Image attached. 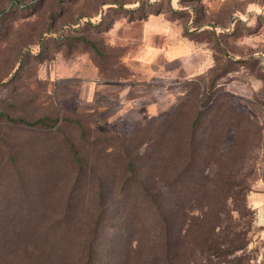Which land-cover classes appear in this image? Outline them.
Returning <instances> with one entry per match:
<instances>
[{
  "label": "rangeland",
  "instance_id": "374dc122",
  "mask_svg": "<svg viewBox=\"0 0 264 264\" xmlns=\"http://www.w3.org/2000/svg\"><path fill=\"white\" fill-rule=\"evenodd\" d=\"M22 1H26L22 5L24 6L35 4L38 0ZM143 1L150 4L157 0ZM161 1L166 2L167 0ZM177 1L180 3V8L177 10L179 13H186L192 6L201 7L203 5L200 2L190 3L191 0ZM79 3H83L85 6L93 4L92 0H80ZM52 7H54V0H49L40 9L39 7L34 8L28 17L22 15L21 12H14L9 16L10 21L0 25V113L6 114L10 119L22 118L30 122L42 116L54 119L56 111L59 113L61 111L65 117L62 123L51 129L48 128V130L43 127H28L8 122L0 116V214L10 218L36 215L52 216L54 219H61V216L74 217V222H71L72 226L66 232V249L69 250L70 255L67 264H73L75 262L74 255L80 249L87 232L88 219L93 218L99 212L96 205L95 189L88 185V183H93V185L96 183L97 172L91 173L89 168L105 170L106 167L110 168L113 165L111 159L105 160L102 154L97 153V149L106 143L114 144L111 136L128 134L136 124L165 118L174 112L183 101H186V104L181 108L178 125L189 124L194 116L195 106L198 104L196 101L208 86L210 76L202 75L195 78V82H188L187 78L177 74L174 81L163 80L157 84H151L148 82L150 81L149 77L142 75L134 65L130 67L132 73L121 68L120 57L124 55L125 59L129 50L123 52L118 46L115 47L116 49H111L104 33L95 35L87 32L88 38L100 41V47L105 53V57L97 56L95 58L104 70L103 77L108 79L128 74L127 81L140 83V85L137 89L129 90L124 98L122 97L124 100L131 99L128 104H119L118 90H114L108 96L100 98L99 105H95L96 109L93 111L78 112L75 98L71 94L56 95L55 84L47 82L40 75L43 63L39 65L38 57L32 56L38 55V40L44 42L47 39V36L43 34L38 36V34L45 30L46 13L48 10L52 11ZM5 13L0 16H5ZM127 13L130 17L131 12ZM250 18L249 25L245 20H238L234 29L228 26L224 27L222 68L229 72L217 81V91H219L220 97L215 100V106L218 111L212 113V115L221 117L231 116L227 105L228 101H231L235 111L243 116L244 120L240 124H238L240 118L234 120L238 125L236 133L239 137L234 150L244 154L242 158H239L235 153L232 162L227 160L229 156L226 155V158H217L218 153L224 154L232 144L234 134L230 129L227 131L221 147L217 143L209 146L210 153L217 158L218 164H222V169H230L232 174L228 172L227 174L235 175L236 181L241 180L244 185L243 194L241 193L235 198L233 205L229 204L239 210V215L234 214L233 219H230V216L223 217V224H227L229 229L236 231L239 235L235 239L233 235L228 236L224 231L217 240L224 243L234 240L233 243L241 245L243 249L231 255L211 257L206 261L191 255L190 248L193 246L190 243L192 241H182L185 250L182 251L183 253H179L178 264H264V227L254 225V212L246 201L249 192L257 189L256 184L264 176V46L255 42L257 32L249 35L250 30L253 31L257 25L264 26V7L263 10L251 13ZM207 19L212 20L214 16L210 15ZM53 36L56 37V34ZM55 37L50 43L53 48L48 51L56 46ZM83 47L82 44H78L76 52L83 54L81 52ZM212 48H215L214 43H203L202 51L212 55ZM18 54L25 55L22 67L15 62V57ZM218 54L220 55V52ZM53 58L55 56L47 60ZM228 59L234 61L230 66L226 63ZM126 62L124 63L128 64ZM194 85L200 87L197 93ZM82 113L90 114L81 116ZM236 115L233 113V116ZM47 137L56 138L59 145L60 140H63L64 137L74 143L79 156L89 166L80 181H76L78 178L75 176L76 167L69 160L57 163L58 170L51 169L42 172L37 169L43 165L40 161L33 162V158L36 157L37 152L47 150L43 147ZM96 144L101 145L96 146ZM206 158L209 157L206 156ZM46 164L50 163L46 162ZM173 164L176 166L177 163L174 161ZM160 165H164V163L162 162ZM213 170L214 168L211 171ZM169 172L170 170L167 169L158 174L161 175L160 177L169 178ZM158 174L151 173L149 176L148 172L145 177L146 179L149 177L150 184L157 185L156 182L160 179ZM215 180L219 182V179L215 178ZM77 185L78 189H76ZM247 187L250 191H245ZM136 190L134 188L127 194L115 191L112 199L113 205L106 212V218L99 233L97 264H124L127 252L120 259L115 257V253L118 251L115 246L119 244L110 239L114 236L117 238L122 236L127 231L128 225L130 228L132 227L134 236L138 237L141 244L140 251L131 264H151L148 262L151 260L148 255L152 252V245L156 242L155 238L157 237L155 233L157 221L154 216L156 212L154 208L153 210L151 208L154 207L153 200L156 201L158 209L164 207L168 212L174 214L176 220L172 226L177 227L180 224L177 216L180 214L176 215V210L173 207L174 199L179 194H168L164 190L157 193L152 188L149 200L147 195L142 194V191L136 192ZM144 195L151 203L149 201L147 204L142 203ZM179 198L190 199L191 197L188 194H183ZM33 202L35 206H33Z\"/></svg>",
  "mask_w": 264,
  "mask_h": 264
},
{
  "label": "trees",
  "instance_id": "16d2710c",
  "mask_svg": "<svg viewBox=\"0 0 264 264\" xmlns=\"http://www.w3.org/2000/svg\"><path fill=\"white\" fill-rule=\"evenodd\" d=\"M48 1L38 0L35 4L22 6L26 1L0 0V14L5 13L9 8L5 16H0V25L10 21L9 16L12 13L21 12L22 15L28 17L34 8L39 7L40 9ZM79 2L80 0H54L52 11L48 10L46 13V28L38 34V36L42 34L47 36V39L44 42L38 40V55H32L38 57L39 65L57 54L69 58L77 53L76 46L82 44L84 47L81 52L88 54L99 71L104 73V70L95 60L97 56L105 57V53L100 47V41H93L88 38L86 33L105 34L120 14L125 11L131 12L130 9L124 8L126 4L138 3V8L143 11L138 16L140 18L145 13L156 10V7L146 4L143 0H92L93 4L91 6H85ZM197 2L199 3L200 0H191L190 3L195 4ZM20 5L21 7H19ZM188 10L186 13L177 11L172 13L170 17L181 20L185 28L184 34L191 40L214 43L215 48H212L213 66L204 74L210 76L209 84L200 94L198 100L194 98L198 104L195 106L194 116L189 124L178 125L181 108L186 104V101H183L174 112L168 114L165 118L136 124L129 130L128 134L111 136L114 144L106 143L100 149H97V153L102 154L105 160L107 158L111 159L113 165L110 168L106 167L105 170L98 168L92 170L89 168L91 173L97 172L95 175L96 183L94 185L88 183V185L95 189L96 205L99 212L93 218L88 219L87 232L84 235L80 249L74 255L75 262L73 264H97L99 233L106 218L105 214L113 205L112 199L115 191L127 194L134 188L137 189L136 192L142 191V194L147 195L148 199L151 197L152 188L157 193L164 190L168 194H179V196L188 194L191 197L190 199H182L178 196L174 199L175 214H180L177 215L180 220L177 227L172 226L176 220L174 214L168 212L164 207L158 209L156 201L153 200L154 207L151 208L152 210L154 208L156 212L154 216L157 221L155 230L157 237L155 238L156 242L152 245V252L148 255L151 258L148 261L149 263L178 264L179 253L185 250L182 241L187 240L192 241L190 243L193 246V248H190L191 255L203 258L206 261L211 257L224 254L231 255L243 249L241 245L233 243L234 240L225 241V243L217 240L218 236L224 231L228 236L233 235L235 239L238 237L239 234L236 231L229 229L230 227L227 224H223V217L230 216V219H233L234 214L239 215V210L235 206H229V204L233 205L235 198L244 189L242 181H236L235 175H228L227 172L232 174L230 169H222V164H218L217 158L229 156L227 160L232 162L235 153L238 154L239 158H242L244 153L234 150L239 139L236 133L238 125L234 120L240 118V122H238L240 124L244 119L235 111L231 101L227 103L231 116L212 115V113L218 111L217 106H215V100L220 97L219 91H217V81L229 72V70L222 68L224 61L222 40L224 34L216 33V26L213 21L218 18L208 13L205 6H192ZM221 13L220 17L223 20L231 16L230 10ZM210 15H213L214 19H207ZM188 22H191V27L187 26ZM204 23L207 25L202 31H199ZM260 28L261 26L257 25L253 31L250 30L249 35L258 32ZM54 30L56 31L54 32ZM53 34H56V37ZM53 37H55L56 46L48 51L53 48L50 44ZM111 49L116 48L112 47ZM24 57L25 55L21 56V54L15 57V62L20 67H22L25 60ZM233 62L232 59H228L226 63L230 66ZM121 68L124 69L123 66ZM118 77L127 78L128 74ZM194 89L197 93L200 87L194 85ZM233 113L237 115L233 116ZM83 114L89 115L90 113L80 115L83 116ZM0 116L8 122L45 129L56 127L65 120L61 111L60 113L56 111L54 119L42 116L31 122L22 118L10 119L4 113H0ZM229 129L234 134L232 144L225 150L224 154L218 153L216 158L210 153L209 146L217 143L221 147ZM60 141L59 145L56 138L47 137L43 145L47 150L37 152L33 162L40 161L43 166L37 167V169L45 172L51 169L58 170L57 163L72 161L76 167L75 176H78L76 180L78 182L89 166L79 156L78 149L71 140L64 137ZM100 145L96 144V146ZM206 156L209 158L207 159ZM174 161L177 163L176 166L173 164ZM46 162L50 164L47 165ZM162 162L164 165H160ZM162 166L164 167L162 168ZM213 168L214 170L211 171ZM167 169L170 170L168 173L169 178L160 177L161 175L158 173ZM150 171L153 174H158L160 179L156 182L157 185L155 183L150 184L149 177L146 179L145 174L149 172L150 176ZM220 171L221 173H219ZM163 176L165 175L163 174ZM215 178L219 179V182ZM78 188L77 185L76 189ZM245 191L250 190L247 187ZM111 195L113 196L110 197ZM145 195L142 203L147 204V201L151 198L148 200ZM32 204L35 206L34 202ZM1 215L0 264L69 263L70 255L69 250L66 249V232L72 226L71 222H74V217L61 216V219H54L52 216L36 215L10 218ZM228 236H226V239H228ZM110 240H114L119 244L115 246V248H118L115 257L120 259L127 252L124 264H131L136 259L141 244L138 237L134 236L130 225H128L127 231L122 236L118 238L114 236ZM124 244L126 245L124 246Z\"/></svg>",
  "mask_w": 264,
  "mask_h": 264
},
{
  "label": "crops",
  "instance_id": "0c3cea01",
  "mask_svg": "<svg viewBox=\"0 0 264 264\" xmlns=\"http://www.w3.org/2000/svg\"><path fill=\"white\" fill-rule=\"evenodd\" d=\"M200 3L207 6V12L218 18L213 22L216 33L221 35L224 34L225 26L233 28L238 20H245L249 25L250 14L256 10H263L264 7V0H200ZM150 4L156 7V10L145 13L141 18L138 16L143 11L138 8V3L126 4L124 8L130 9L132 18L128 16V11L123 12L105 32L112 47L118 46L123 52L130 51L129 54L126 53L125 59L124 55L120 57V65L129 73H132L130 67L134 65L142 75L149 77L148 82L151 84L163 80L174 81L177 74L187 78L188 82H195V78L206 74L213 66L212 55L202 51L205 42H196L185 36L181 20L170 17L180 8L177 0L166 2L157 0ZM228 10L231 11V16L225 18V21L220 17V13ZM191 25V22L187 23L188 27ZM206 25L201 24L202 28L199 31ZM255 42L264 46V26L257 32ZM135 73L138 74L137 71ZM40 75L47 82L55 84L56 95L71 94L75 98L78 112L93 111L96 109L95 105H99V99L108 96L114 90H118L119 104H128L131 99L124 100L122 97L140 85L130 83L127 81L128 78L123 77L104 78L103 73L86 53H75L66 59L57 54L55 58L43 62ZM256 187V190L249 192L246 201L254 212V225L264 227V176Z\"/></svg>",
  "mask_w": 264,
  "mask_h": 264
}]
</instances>
